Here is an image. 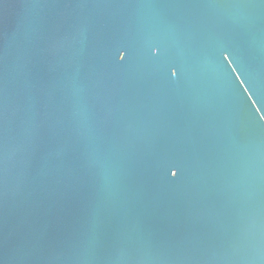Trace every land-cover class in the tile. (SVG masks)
<instances>
[{
    "label": "water",
    "instance_id": "water-1",
    "mask_svg": "<svg viewBox=\"0 0 264 264\" xmlns=\"http://www.w3.org/2000/svg\"><path fill=\"white\" fill-rule=\"evenodd\" d=\"M0 264H264V0H0Z\"/></svg>",
    "mask_w": 264,
    "mask_h": 264
},
{
    "label": "snow or ice",
    "instance_id": "snow-or-ice-1",
    "mask_svg": "<svg viewBox=\"0 0 264 264\" xmlns=\"http://www.w3.org/2000/svg\"><path fill=\"white\" fill-rule=\"evenodd\" d=\"M120 58H121V59H123V57H122V56H121ZM172 175H173V176H175V175H176V172H175V171H174V172H172Z\"/></svg>",
    "mask_w": 264,
    "mask_h": 264
}]
</instances>
